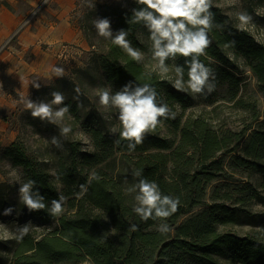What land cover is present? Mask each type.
<instances>
[{"label":"trees","instance_id":"trees-1","mask_svg":"<svg viewBox=\"0 0 264 264\" xmlns=\"http://www.w3.org/2000/svg\"><path fill=\"white\" fill-rule=\"evenodd\" d=\"M137 7L141 6L135 0L128 7L104 5L100 17L111 21L113 33L119 29L128 32L126 38L131 46L144 54L142 62L134 61L121 47L101 37L105 50L94 51L90 64L71 69L63 78L45 81L35 90L33 101L51 100L52 91L65 95V104L70 106L65 117L75 126L80 124L91 136L94 150L84 152L79 141L60 139L64 148H58L54 176L44 155H37L25 142L13 141L6 147L4 156L24 168L26 181H37L35 188L46 204L58 198V192L68 200L59 217L50 216L46 210L30 212L18 200L16 211L21 216L38 217L54 226L46 232H29L22 241L15 240L11 257L1 254L6 242L0 240V264H264L263 239L222 229L239 223L248 211L219 202L236 194L243 206L253 199L264 203L261 192L245 183L232 192H221L219 185L208 194L209 185L227 174L221 156L224 153L230 155V166L259 173L264 187V119L240 146L244 134L218 130L207 113L190 114L184 120L183 113L177 114L175 119H161L155 131L129 153L119 131L111 132L103 115L92 108V91L109 88L115 92L128 81L152 84L176 113L177 105L185 109L192 99L190 92L177 91L169 78L147 67L153 61L149 32L142 23L127 22L131 10ZM211 11L214 24L222 27H213L208 33L212 42L199 59L215 71L216 83H228L234 91L231 100H236L240 87L238 58L245 59L264 90V46L248 30L233 25L218 6L213 4ZM93 13H84L80 23L88 42L95 47ZM184 61V57L177 56L166 64L175 67L184 65ZM184 79H188L187 68ZM77 86L81 90L79 101L73 99ZM112 111L115 128L119 129L118 112ZM27 112L30 125L38 129L44 125L46 131L60 136V126L33 118ZM135 170H142L143 177L155 181L163 194L179 198L178 210L167 220L145 222L133 212L136 193L128 189L136 182L132 175ZM78 171H85V176ZM92 171L101 179L93 181L78 198L79 186L86 183ZM9 187L0 182L2 212L14 206L6 194ZM160 223H167L171 231L162 235L157 231ZM131 224H137L138 230L132 231Z\"/></svg>","mask_w":264,"mask_h":264},{"label":"clouds","instance_id":"clouds-1","mask_svg":"<svg viewBox=\"0 0 264 264\" xmlns=\"http://www.w3.org/2000/svg\"><path fill=\"white\" fill-rule=\"evenodd\" d=\"M141 7L133 8L128 23H142L149 32L151 41L149 51L151 58L157 61V69L161 74L169 72L168 60H175L177 56L185 58L184 65H175V79L171 80L172 86L177 91L190 92L194 97L199 95L207 96L216 90V73L206 66L199 57L204 55L205 49L211 44L208 33L213 27H222L214 24L212 0H135ZM47 3V0H44ZM86 6L95 9L93 0H84ZM238 20L246 24L251 17L246 12L237 13ZM98 36L121 47L134 61L142 62L144 54L131 46L126 38L128 32L119 29L115 33L111 28V21L107 17H95L92 21ZM234 43V42H231ZM185 68H187V81H185ZM50 73L53 77L63 78L66 75L63 67L51 66ZM23 83V81H21ZM37 90L41 88L39 79L33 78L28 81ZM76 95L74 100L79 101L81 90L74 88ZM99 104L104 109H116L120 128H112L111 132L119 131L121 140L127 141L129 153L135 151L137 145L143 143L147 134L154 132L161 123V119H175L177 113L159 97L156 88L150 83H135L128 81L119 90L112 92L104 88L97 92ZM51 100L33 101L29 95L19 94V103L30 111L33 118L47 121L50 124L60 125L65 115L69 112L70 106L65 104L66 97L61 91H52ZM55 106V107H54ZM79 106V104H78ZM72 131L70 125L60 127V136L67 138ZM51 143L62 148L61 141L53 136ZM84 144L89 141L85 139ZM81 151L89 152L90 148L82 147ZM53 175H57L53 172ZM136 182L128 189L129 193L135 194V205L133 212L141 221L167 220L177 210L180 204L178 197L163 194L155 181L143 177L142 170H135L132 173ZM17 181L19 177H16ZM101 177L92 171L86 183L81 184L78 198L88 191V186L93 181H99ZM37 181L29 179L19 185V201L31 211L46 210L50 216L59 217L64 212V205L68 197L58 192V198L51 199L50 205L46 204L45 197L39 189L35 188ZM13 207L4 209V215H10ZM30 222L17 229V234L12 238L22 241L23 237L30 231ZM132 231L138 230L137 224H131ZM162 235L171 231L167 223H160L157 227Z\"/></svg>","mask_w":264,"mask_h":264},{"label":"rangeland","instance_id":"rangeland-1","mask_svg":"<svg viewBox=\"0 0 264 264\" xmlns=\"http://www.w3.org/2000/svg\"><path fill=\"white\" fill-rule=\"evenodd\" d=\"M130 1L131 0H93V2H95V9H90L83 0L80 7V16L84 13L94 11V18L100 17V13L104 11V5H124L128 7ZM212 3L221 8L222 11L229 16L233 25L248 30L255 40L264 46V0H212ZM239 12H246L251 17V20L246 24L241 23L237 18V13ZM92 39L96 42V46L93 50L87 52L81 49V64L74 68L87 66L92 61L91 58L94 51L102 52L105 50V46L102 44L101 37L98 36V34L94 35ZM236 64L239 65V70L236 74L241 79L236 100H231L234 91L229 89L228 83L226 81H218L216 83V90L211 94L207 96L197 94L195 97L192 95V99L185 109L179 105H177L176 108L177 114L183 113V120L190 114L207 113L210 121L213 122L218 130L244 134V139L239 141L241 146L246 141L245 137L254 128H257L259 121L264 119V90L257 76L248 66L244 58H238ZM156 65L157 61L155 60L147 63V67L150 70L160 73ZM161 75L170 80H174V67L169 66V72ZM97 92V90L91 92V96L94 99L92 108L98 110L100 114L103 115L109 129L115 128V115L112 109L106 110L99 104ZM237 100H239V102H237ZM27 115V110H24L13 120L12 130L16 134L14 141H23L33 152L37 153V155H44L46 158L45 160L49 164L50 173L53 174V172H55L57 174L56 164L59 160V156L57 155L59 149L51 143V138L56 136L60 140L64 137L46 131L44 125H40L39 129L38 127L30 125L26 119ZM65 125H70L72 129L66 139L79 141L82 147H88L90 151L94 150L91 136L84 131L80 124L75 126L64 117V120L58 126L62 127ZM164 132H166V129ZM85 139L89 141L88 144L83 143ZM6 147L7 146L0 148V182H5L10 186L6 194L10 202L14 204V211L10 215H4V211H0V240L6 242V247L1 254L4 257H11L10 249L14 246L15 241L12 237L17 234V229L20 226L30 222L29 232H34V230H36L38 233H41L46 232L54 225L38 217L21 216L16 211L18 206L16 202L19 200L18 188L20 184L26 182V175L23 167L13 165L9 158L4 156ZM63 148L64 144L62 143V149ZM221 156L226 162L225 170L227 174L224 178H220L209 185V195L215 187L219 185L222 186L221 192H232L235 188L245 183H250L253 184L264 197V187H262L260 183L262 177L259 173L230 166V155L224 153ZM78 172L82 173L83 176L86 174L85 171ZM17 176L19 177L18 181L16 179ZM58 186L60 190H62L63 185L60 183ZM235 196L236 194L231 199H224L219 202L231 207H241L248 211L247 216L242 217L239 223L224 226L222 229L241 236H254L264 240V203L259 199H253L249 201L247 205L243 206L242 203L238 202V197ZM85 264L91 263L86 262Z\"/></svg>","mask_w":264,"mask_h":264},{"label":"crops","instance_id":"crops-1","mask_svg":"<svg viewBox=\"0 0 264 264\" xmlns=\"http://www.w3.org/2000/svg\"><path fill=\"white\" fill-rule=\"evenodd\" d=\"M40 1L0 0V148L14 141L12 122L27 110L19 103V94L33 100L36 88L28 81L37 78L42 84L56 80L50 73L51 66L63 67L68 74L81 64L80 50L94 48L80 23L83 0H51L30 24L16 33ZM62 43L74 46L69 59L59 56Z\"/></svg>","mask_w":264,"mask_h":264},{"label":"built area","instance_id":"built-area-1","mask_svg":"<svg viewBox=\"0 0 264 264\" xmlns=\"http://www.w3.org/2000/svg\"><path fill=\"white\" fill-rule=\"evenodd\" d=\"M50 0H47V3ZM46 3V4H47ZM44 3V0H41L39 5L32 10V12L26 17V19L20 24L18 30L16 33H18L20 30H22L25 26L30 24L34 17L39 13V11L46 5ZM2 48L0 49V51ZM76 52V51H75ZM74 54V46L69 43H62L59 46V56L61 59H69Z\"/></svg>","mask_w":264,"mask_h":264}]
</instances>
